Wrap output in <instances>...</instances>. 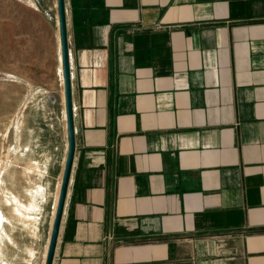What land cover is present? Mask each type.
<instances>
[{
	"label": "crops",
	"instance_id": "1",
	"mask_svg": "<svg viewBox=\"0 0 264 264\" xmlns=\"http://www.w3.org/2000/svg\"><path fill=\"white\" fill-rule=\"evenodd\" d=\"M65 7L76 148L52 264H264V0ZM61 114L55 143H29V264L49 247Z\"/></svg>",
	"mask_w": 264,
	"mask_h": 264
},
{
	"label": "rangeland",
	"instance_id": "2",
	"mask_svg": "<svg viewBox=\"0 0 264 264\" xmlns=\"http://www.w3.org/2000/svg\"><path fill=\"white\" fill-rule=\"evenodd\" d=\"M59 46L57 0H0V264H29V143L57 138Z\"/></svg>",
	"mask_w": 264,
	"mask_h": 264
},
{
	"label": "water",
	"instance_id": "3",
	"mask_svg": "<svg viewBox=\"0 0 264 264\" xmlns=\"http://www.w3.org/2000/svg\"><path fill=\"white\" fill-rule=\"evenodd\" d=\"M57 9L60 31L64 99L67 119L68 149L45 264H52L55 253L76 148L65 0H57Z\"/></svg>",
	"mask_w": 264,
	"mask_h": 264
},
{
	"label": "bare ground",
	"instance_id": "4",
	"mask_svg": "<svg viewBox=\"0 0 264 264\" xmlns=\"http://www.w3.org/2000/svg\"><path fill=\"white\" fill-rule=\"evenodd\" d=\"M57 14V13H56ZM57 21V20H56ZM57 35V34H56ZM61 48V46H59ZM61 50V49H59ZM60 65V64H59ZM60 71L62 72V65L60 66ZM62 76V75H61ZM63 78V77H62ZM62 100H63V103H64V94L62 96ZM62 174V173H61ZM62 176V175H61ZM61 178V177H60ZM62 179V178H61ZM60 184V183H59ZM59 188V187H58ZM60 189V188H59ZM58 200V199H57ZM55 210V209H54Z\"/></svg>",
	"mask_w": 264,
	"mask_h": 264
}]
</instances>
